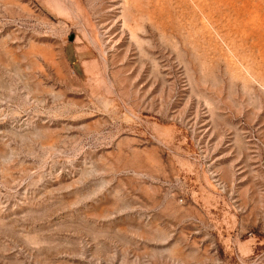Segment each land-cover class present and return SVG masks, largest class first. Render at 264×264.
Returning a JSON list of instances; mask_svg holds the SVG:
<instances>
[{"label": "rangeland", "instance_id": "374dc122", "mask_svg": "<svg viewBox=\"0 0 264 264\" xmlns=\"http://www.w3.org/2000/svg\"><path fill=\"white\" fill-rule=\"evenodd\" d=\"M0 264H264V0H0Z\"/></svg>", "mask_w": 264, "mask_h": 264}]
</instances>
